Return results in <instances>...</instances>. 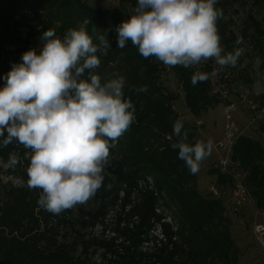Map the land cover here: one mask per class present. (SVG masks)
Returning a JSON list of instances; mask_svg holds the SVG:
<instances>
[{
    "label": "trees",
    "instance_id": "trees-1",
    "mask_svg": "<svg viewBox=\"0 0 264 264\" xmlns=\"http://www.w3.org/2000/svg\"><path fill=\"white\" fill-rule=\"evenodd\" d=\"M124 1V6L116 9L93 8L82 0H0V24L3 29H9L0 40L7 38L8 32L11 33L9 39L17 43L12 34L15 17L35 13L41 7L46 10L39 15L42 28L38 39L47 29L63 38L69 29L88 21L85 30L94 45L105 37L118 40L116 27L130 14L126 5L134 9L137 4V0ZM29 49L18 48L9 51L3 60L0 57V88L5 85L4 78L12 65L20 63L23 53ZM123 49L125 55L114 68L104 66L100 73L125 78L124 98L134 105L135 120L115 147H110L109 158L113 161L109 172L113 176L104 174L103 184L94 194L100 205L87 210L80 208L77 214L72 209L53 214L38 205L42 189L3 184L0 179V264H238L229 226L224 230L216 228L219 222L228 221L223 216V199L202 195L197 174L190 172L178 158V150L172 148L177 139L173 135L176 120H183L189 144L197 142V126L174 109L173 93L164 94L159 84L160 69L164 67L152 57L141 56L131 41L126 42ZM106 59V64L110 63V59ZM172 69L186 94V105L191 113L201 116L203 111L207 112L214 103L210 96L212 69L180 65ZM197 72L208 78L193 86L192 76ZM100 73L91 70V74L100 76ZM89 76L86 70L82 78ZM143 86L147 87L146 92L139 91ZM3 139L0 137V142ZM236 140L231 159L238 162L239 169L245 173L243 182L257 208L264 209V146L250 136ZM16 149L14 141L6 147L0 143L2 154ZM213 167L211 173L216 176V185H234L231 174ZM146 176L154 179L156 190L141 192L140 200L133 202L131 196L134 188H138V179ZM121 191L123 198H119ZM118 200H121L115 227L118 236L110 239L95 236L89 229L99 221L104 224L108 205H115ZM159 200L172 214L176 229L168 222H161L163 214L156 212ZM157 222L162 231L161 239L151 234ZM98 251L99 258H94Z\"/></svg>",
    "mask_w": 264,
    "mask_h": 264
},
{
    "label": "clouds",
    "instance_id": "clouds-1",
    "mask_svg": "<svg viewBox=\"0 0 264 264\" xmlns=\"http://www.w3.org/2000/svg\"><path fill=\"white\" fill-rule=\"evenodd\" d=\"M216 3L137 0L128 18L116 27L117 46L123 49L131 41L141 56L155 57L168 67L187 68L209 59L220 68L235 66L241 51L222 54ZM39 39V50L24 52L0 88V137H4L0 143L6 147L16 140L31 150L27 185L42 189L41 208L59 214L85 203L102 186L110 147L135 120V107L124 98L123 76L102 83L99 75L91 74L100 59L83 25L69 29L63 38L47 29ZM86 70L90 76L82 78ZM218 74L219 70L213 72ZM207 78L197 72L192 84ZM139 91L146 92L147 87ZM173 135L177 139L172 148L195 174L210 154L211 143L189 144L181 119L174 122ZM10 158L16 162L14 154Z\"/></svg>",
    "mask_w": 264,
    "mask_h": 264
},
{
    "label": "rangeland",
    "instance_id": "rangeland-1",
    "mask_svg": "<svg viewBox=\"0 0 264 264\" xmlns=\"http://www.w3.org/2000/svg\"><path fill=\"white\" fill-rule=\"evenodd\" d=\"M91 7H106V8H122L124 0H82ZM130 13L132 7L126 5ZM215 7L220 10L221 15L217 20V31L220 36V44L223 53L234 52L239 49V56L235 66H226L220 68L215 63L214 59L202 61L196 67H208L210 71V96L214 98V103L211 104L207 112L203 111L201 116H194L186 105V94L178 81V77L172 67L165 66L155 57L152 59L163 66L160 69L159 84L163 88L164 94L171 92L176 97L172 101L174 109L185 120L197 126L196 141H201L205 144L211 143L210 154L200 163L199 171L196 172L198 180L199 192L208 197H218L212 193V186L215 187L216 176L211 173L213 166L218 164L219 160L224 158L225 152L216 149L215 144L223 142L225 134L228 130L227 113L228 107H233L229 113L232 115V120L238 128L237 138L240 136H250L254 140L260 141L264 146V0H217ZM46 8H38L34 13L27 12V15L16 16L12 26V34L14 33V43L9 39L11 33L5 34L7 38L0 40V57L1 60L7 57L9 51H15L18 48H37L39 50L40 40L38 32L42 28L41 18ZM18 17V19H17ZM88 21L81 25L85 28ZM81 25H78L79 28ZM0 24V36H3L4 31ZM15 38H18L15 39ZM241 39L242 43L237 44V39ZM98 48L97 56L100 59V65L92 72L100 73L103 67L108 66L114 68L124 54V49H119L117 40L103 38L96 41ZM106 58L110 59V63L106 64ZM113 60V62H112ZM219 70L218 75H213V72ZM103 73H100V76ZM110 77L101 76L103 82H106ZM211 88V87H210ZM229 150V158L233 155L236 139ZM17 148L13 153H0V179L3 184H11L13 186L27 185V167L30 164L28 155L31 150L26 149L18 141L13 140ZM228 153V152H227ZM16 156V162L13 163L10 156ZM118 159V157H116ZM233 159V158H232ZM113 158H109V163L104 168V174L113 176L109 172V165ZM233 162H236L233 159ZM238 163V162H237ZM230 164V163H229ZM228 164V165H229ZM239 166V163H238ZM229 166V174L232 175L234 183L235 176L243 182L245 173L239 167ZM244 183V182H243ZM218 186V185H217ZM234 186V185H233ZM230 183L221 184L218 186L221 191L220 198L224 202V217L228 221L219 222L216 226L217 230H224L225 227L230 228L231 236L235 242V250L238 257V264H264V209L257 208L255 200L251 203L234 208V200L231 196L233 188ZM247 188V187H246ZM156 190L154 179L151 176L140 177L138 179V188H134L131 199L133 202L140 200V193L145 190ZM248 189V188H247ZM124 197V192L121 191L119 198ZM219 198V197H218ZM162 200H159L156 205V212L163 214L161 222L170 223L176 229L175 222L170 211L163 205ZM121 200H118L115 205H108L104 224H95L89 229L95 236L99 238L110 239L118 236L115 231L117 214L121 211ZM100 202L95 201L94 195L85 203L77 204L70 208L75 214L80 208L87 210L90 207L99 206ZM173 206V205H172ZM257 225H260L257 229ZM123 227L124 224L122 223ZM153 236L162 238L160 224L157 222L151 231ZM121 240V239H119ZM152 246V242L149 243ZM100 252L94 254V258H99Z\"/></svg>",
    "mask_w": 264,
    "mask_h": 264
},
{
    "label": "built area",
    "instance_id": "built-area-1",
    "mask_svg": "<svg viewBox=\"0 0 264 264\" xmlns=\"http://www.w3.org/2000/svg\"><path fill=\"white\" fill-rule=\"evenodd\" d=\"M18 19V17H17ZM233 110V107H228V113H227V126L226 129L228 130L227 134H225L223 138V142H218L215 144L216 149H219V151H224V158L220 159L218 164H215V167H219L222 172L224 173H231L229 172V166L231 167H237L238 163L233 162L232 159L229 157V150L232 147V144L237 138L238 135V128L235 125V122L232 120V115L229 113ZM228 152V153H227ZM230 163V164H229ZM229 164V165H228ZM236 178V182L234 183V186L231 190V196L234 200V209L237 210L239 207H244V205L251 203L253 201V196L250 193V191L246 188L245 184L239 180V177ZM212 188V193L218 197L221 196L220 188L215 185V187ZM261 227L260 225H257V229ZM264 229V227L262 228Z\"/></svg>",
    "mask_w": 264,
    "mask_h": 264
}]
</instances>
